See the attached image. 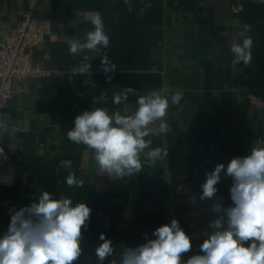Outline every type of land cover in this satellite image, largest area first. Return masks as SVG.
<instances>
[{"label": "crops", "instance_id": "crops-1", "mask_svg": "<svg viewBox=\"0 0 264 264\" xmlns=\"http://www.w3.org/2000/svg\"><path fill=\"white\" fill-rule=\"evenodd\" d=\"M30 0H0V29L10 32L23 19ZM39 0L37 17L46 21L48 35L35 50V61L51 72L47 78L15 83L16 93L2 117L9 125L0 144L20 168L15 187L0 186V235L14 211L35 202L43 191L55 198L70 197L91 208L83 231V254L77 264H97L95 247L104 233L118 259L120 245L135 247L154 239L153 231L174 211L180 226L192 237L187 259L199 254L209 221L216 218V202L231 205V178L222 173L216 200L200 201L205 173L218 163L225 168L237 156L247 155L254 141H264V109L252 107L246 96L264 97V3L259 0ZM151 4L141 15L139 9ZM234 8L237 10L234 11ZM99 12L110 44L104 51L116 64L105 74L100 56L91 59V72L80 74V55H70L65 37L83 39L91 25L83 13ZM250 37L252 62L233 64L229 43ZM111 76V79H108ZM133 89L121 105L112 97ZM161 90L183 98L171 105L165 134L150 137L152 147L168 156L144 166L131 177L112 178L96 173L91 154L67 139L74 118L86 110L108 107L131 114L137 94ZM106 93L108 103L93 104ZM71 160V169L59 168ZM74 172L82 187L69 188L66 176ZM109 264V261H105Z\"/></svg>", "mask_w": 264, "mask_h": 264}, {"label": "clouds", "instance_id": "clouds-1", "mask_svg": "<svg viewBox=\"0 0 264 264\" xmlns=\"http://www.w3.org/2000/svg\"><path fill=\"white\" fill-rule=\"evenodd\" d=\"M264 3V0H259ZM132 12L131 0H124ZM151 4L139 9L143 15ZM86 30L83 39L65 37L69 54L82 56L78 72H91V59L100 56V68L107 74L116 68L107 52L110 37L105 31L99 12L82 14ZM253 40L243 38L229 43L232 63L248 66L252 62ZM111 79V76H108ZM133 89L113 95L112 104L121 105L128 100ZM183 93L176 90L170 97L161 90L137 94V107L131 114L110 111L108 107L86 110L74 118L67 139L89 150L96 173L112 178L131 177L142 172L145 165L154 166L168 156L167 149L152 147V136L167 133L166 117L171 105H179ZM93 104L108 103L106 93L93 97ZM9 125L0 117V134ZM71 160H62L59 168L71 169ZM222 173L231 178V205L224 207L216 202L215 219L209 221L205 237L199 245V254L187 259L184 255L193 248L192 237L173 218L169 224L156 228L146 242L135 247L120 245L118 259L112 241L104 233L99 235L95 247L97 264H264V141H254L247 155L233 157L227 164L218 163L214 170L205 173L201 184L200 201L216 200L217 184ZM69 188L82 187L74 172L66 176ZM91 208L84 202L73 203L70 197L55 198L43 191L35 202L20 208L10 216L6 231L0 235V264H77L83 254V231L90 223Z\"/></svg>", "mask_w": 264, "mask_h": 264}, {"label": "built area", "instance_id": "built-area-1", "mask_svg": "<svg viewBox=\"0 0 264 264\" xmlns=\"http://www.w3.org/2000/svg\"><path fill=\"white\" fill-rule=\"evenodd\" d=\"M39 0H30L20 24L10 32L0 29V109L4 108L16 93L15 83L29 78H47L51 72L35 61V50L45 41L49 32L46 21L37 17ZM234 11L237 10L234 8ZM249 104L264 109V97L255 94L246 96ZM20 168L0 144V186L15 187L19 181ZM177 214L170 211L163 220L169 224ZM180 223V222H179Z\"/></svg>", "mask_w": 264, "mask_h": 264}]
</instances>
